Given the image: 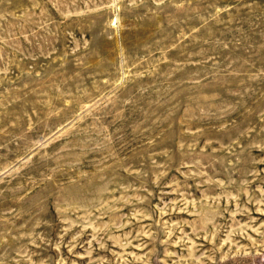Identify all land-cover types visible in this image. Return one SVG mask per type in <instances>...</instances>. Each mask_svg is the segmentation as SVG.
I'll return each instance as SVG.
<instances>
[{
	"label": "rangeland",
	"instance_id": "374dc122",
	"mask_svg": "<svg viewBox=\"0 0 264 264\" xmlns=\"http://www.w3.org/2000/svg\"><path fill=\"white\" fill-rule=\"evenodd\" d=\"M0 264H264V0H0Z\"/></svg>",
	"mask_w": 264,
	"mask_h": 264
}]
</instances>
